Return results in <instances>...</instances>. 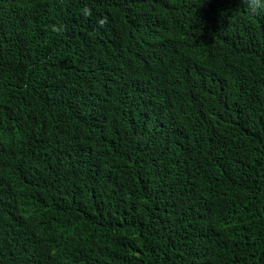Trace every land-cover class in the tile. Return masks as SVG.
I'll list each match as a JSON object with an SVG mask.
<instances>
[{
	"label": "trees",
	"instance_id": "obj_1",
	"mask_svg": "<svg viewBox=\"0 0 264 264\" xmlns=\"http://www.w3.org/2000/svg\"><path fill=\"white\" fill-rule=\"evenodd\" d=\"M0 264H264V12L0 0Z\"/></svg>",
	"mask_w": 264,
	"mask_h": 264
},
{
	"label": "clouds",
	"instance_id": "obj_2",
	"mask_svg": "<svg viewBox=\"0 0 264 264\" xmlns=\"http://www.w3.org/2000/svg\"><path fill=\"white\" fill-rule=\"evenodd\" d=\"M242 4L247 8L249 14L259 15L264 12V0H242ZM54 31L62 32L64 28H54Z\"/></svg>",
	"mask_w": 264,
	"mask_h": 264
}]
</instances>
